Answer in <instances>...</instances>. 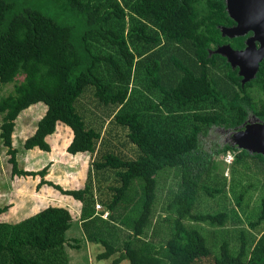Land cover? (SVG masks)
I'll list each match as a JSON object with an SVG mask.
<instances>
[{"label": "trees", "instance_id": "1", "mask_svg": "<svg viewBox=\"0 0 264 264\" xmlns=\"http://www.w3.org/2000/svg\"><path fill=\"white\" fill-rule=\"evenodd\" d=\"M234 24L225 0H0V83L15 84L13 92L0 99V138L12 175L44 179L52 165L40 171L21 169L14 143L17 131L29 152L50 153L57 135L68 138L70 155L97 153L83 188L66 190L47 180L39 187L48 185L82 203L83 230L91 243L104 247L99 260L119 254L112 264H264V234L249 243L242 232L236 248L224 241L215 254L207 237L186 224L225 227L229 219L224 212L195 211L202 189L209 195L220 192L202 184L215 168L200 141L202 125L182 134L138 112L119 110L110 123L126 133L136 151L129 157L108 148L115 137L111 127L104 132L102 124L88 120L90 110L81 105L91 88L96 105L115 113L126 104L136 73L145 68L147 88L162 92V103L172 100L183 109L213 101L225 109L239 108L243 120V104L227 98L236 92L234 85L241 88L240 77L225 59L210 54L221 43V28ZM100 40L116 48L120 57L95 53L92 41ZM171 65L176 68L166 75ZM250 87L264 96V61ZM259 103L250 97V109L264 121V98ZM24 115L34 128H18ZM195 119L206 124L205 131L221 125L217 116ZM59 126L66 127L65 134H59ZM232 151L236 164L245 165L250 157L264 166V156L231 145L215 154ZM171 171L180 176L179 188L158 222L160 180ZM98 202L104 205L100 212ZM9 209L0 203V264H70L65 249L73 219L69 210L49 206L11 224L6 220ZM105 211L108 219L102 218ZM263 222L264 198L251 227Z\"/></svg>", "mask_w": 264, "mask_h": 264}, {"label": "rangeland", "instance_id": "2", "mask_svg": "<svg viewBox=\"0 0 264 264\" xmlns=\"http://www.w3.org/2000/svg\"><path fill=\"white\" fill-rule=\"evenodd\" d=\"M126 12L131 15L129 8L126 9ZM129 19L130 16L127 18L128 26L130 25ZM92 47L97 54H113L116 57H120L116 48L101 40L92 41ZM158 49L159 47L155 50ZM175 68L174 65L167 66L165 68L166 75L170 74L169 72H172ZM214 72L219 73V76H223L219 70L214 69ZM136 74L138 75L137 81L129 86V97L126 104L117 109L115 113V110H112L110 107H104L102 105L98 107L96 105V100L93 97L94 89L90 88L85 94V98L82 100V109L84 111H87V109L90 110L87 114L88 120H93L96 126L99 123L102 124L104 126V132L107 128L111 127L112 135L115 137L111 140V146L108 148H115L116 152L120 153L121 151L129 155V157H134L136 155V151L128 144L129 141L125 135L126 133L119 128H114V125L110 123L113 118L112 115L115 116L119 110L120 112H138L141 116L158 124L160 127L173 128L182 134L191 132L196 125H202L203 132L200 135L202 147L204 150L211 153L215 163V168H212L210 174L208 173L204 177L202 184L205 188L212 189V191L218 189L220 192L209 195L205 189H202L195 211L199 214H217L224 212L228 214L229 219L225 227L192 222H186V224L196 227L207 237L215 254H218L224 241H228L232 249L236 248L240 244L239 237L242 232L246 235L249 243L259 240L264 234V222L255 228L251 227V223H255L258 220L262 209V199L264 198V166L259 160H254L250 157L245 158V165L243 163L236 164V152L233 151L216 155L215 152L217 149L223 148L225 145L231 143L230 140L227 141L224 137L227 136V133L224 131L228 128L211 127L208 131H205L207 128L206 124H201L195 119L196 116L201 115L217 116L221 125L227 126L232 122L235 114L224 110L223 104L214 103L213 101L203 103L199 106L190 105L183 109L178 108L177 104L172 100L162 103V92L154 91L151 93L147 88L145 68L140 69ZM109 76L108 81L111 80ZM22 80V76L18 77V81ZM221 82L222 80L219 81L218 79L219 85H221ZM14 87V83L8 85L0 83V99L12 93ZM255 93L259 94L257 88L255 89ZM37 118L38 116L36 119ZM1 124L2 116H0V126ZM34 126L35 125L32 124V121H30L26 115L22 116L18 123V128H34ZM64 128L66 127L59 126V134H65L66 131L64 130L65 132H63ZM116 133L117 135H115ZM66 135H69V133L67 132ZM22 136L21 131H17L14 139V143L18 150L17 158L20 168L28 171L43 170L51 163L49 157L46 154L41 155L43 157L36 155H34V157L33 153L26 151L23 146L24 138H22ZM55 137L58 139L57 135ZM57 139H52V144L56 152L55 164L49 169L48 175L42 179L40 176H13L12 165L9 161L10 156L0 138V203L10 206L7 219L11 224L18 223L31 217L48 206L45 199L49 197L48 195L45 197L44 193L58 190L48 185L40 188L39 184L41 180H47L50 175H53V178L66 176L62 183L64 185L57 184L61 187L64 186L63 188L66 190H72L70 186H65V184L71 177H74L73 174L76 172V169L78 171V168H80L83 178V182L80 185L85 186L89 172L92 169L93 161L97 157V153L94 155L85 153L86 155L84 157L82 156L79 159H74L75 157L65 150L68 138L64 139L61 145H55ZM99 146L100 143L98 147ZM179 182L180 176L176 171L165 173L161 178L157 204L158 211L156 214V216H158V222H161L159 217L167 215L165 213V207L174 198L179 188ZM94 184L97 186L96 181H94ZM106 186L108 185L106 184ZM44 187L46 191L43 190ZM97 196L100 195L96 192V197ZM239 197H241V199H239ZM238 199L240 204H238ZM98 205L102 206L104 209V205L101 202H98ZM98 212H100V210ZM75 219L74 217V220ZM67 243L68 245H65V249L66 253L70 256H78L79 252L77 250H80V247L82 249L85 246H91L90 255L92 259L90 256L87 258L88 264H112V260L119 256V254H117L111 259L99 260L97 255L104 251V247L93 242L91 243L88 238L87 240L85 238H80L77 242L70 241L69 239ZM86 255V252L80 253V259L74 258L73 264L77 261H79L77 264H86ZM121 264H130V262L125 260Z\"/></svg>", "mask_w": 264, "mask_h": 264}, {"label": "water", "instance_id": "3", "mask_svg": "<svg viewBox=\"0 0 264 264\" xmlns=\"http://www.w3.org/2000/svg\"><path fill=\"white\" fill-rule=\"evenodd\" d=\"M229 17L235 26L222 27L223 35L241 37L252 34L245 51L221 47L216 53L224 55L234 69L239 68L243 82L256 78L264 61V0H225ZM231 146L250 154L264 156V123L252 122L248 127L231 135Z\"/></svg>", "mask_w": 264, "mask_h": 264}, {"label": "crops", "instance_id": "4", "mask_svg": "<svg viewBox=\"0 0 264 264\" xmlns=\"http://www.w3.org/2000/svg\"><path fill=\"white\" fill-rule=\"evenodd\" d=\"M54 138L57 139L56 137H53L52 139H54ZM49 139H51V138H49ZM64 139L65 138H63V139L62 138H58L57 142H55V145H61L63 143L62 141H64ZM69 144H70V142L67 141L66 142V146H65V150H67V147L69 146ZM29 153H33V156L36 155V156H39V157H43L41 155H45L46 154L49 157V161H51V163H52L51 167L54 166V164H55L56 152H55V147H54L53 144H52V151L50 153H45L44 154V153H41V152H38V151H32V152H29ZM85 155L86 154L84 153V154H78L76 156H73V155L72 156L75 157L74 159H79L80 157H82V156L84 157ZM81 173L82 172L80 171V168H78V171L76 169V172L73 174L74 177H71V179L68 180V182H66L65 186H70L71 187L70 189H81V188H83L84 186L80 185L83 182V178H82V174ZM65 177H58V178L54 177L53 178V175H50L47 178V180L53 181L56 184L57 183L58 184H62L63 183V179ZM62 185H64V184H62ZM44 186L46 187L47 185H44ZM45 187L43 188L44 191H46ZM44 194H45V197H47V195L49 197V198L45 199V201H47L46 204H48V206H46V207L55 206V207L65 208V209L69 210V212L71 213V215L73 217L71 228L66 233V240L68 241L70 239V241H76V242L80 238H85L87 240V236H86V234H85V232L83 230V222L81 220L82 203L80 201L74 199L71 196L62 195L59 191H55V190L53 192H45ZM40 211H38V212H40ZM35 214H37V213H35ZM74 217L76 218L75 220H74ZM6 220L9 222L8 219H6ZM66 245H68V243ZM90 249H91V246H87V247L85 246L84 248L81 249V247H80V250H77L79 252V255H80V253H83V252L87 253V255L85 256L86 264H88L87 258L89 256L91 257ZM79 255L78 256H76V255L75 256L68 255L70 264L74 263V261H73L74 258L80 259ZM91 259H92V257H91ZM77 263H79V261H77L75 264H77Z\"/></svg>", "mask_w": 264, "mask_h": 264}, {"label": "flooded vegetation", "instance_id": "5", "mask_svg": "<svg viewBox=\"0 0 264 264\" xmlns=\"http://www.w3.org/2000/svg\"><path fill=\"white\" fill-rule=\"evenodd\" d=\"M231 25L229 27L235 26ZM221 43L218 44V46L214 49V50H210V54H218L216 53V50L221 48V47H226V46H230L233 50L236 51H245L247 48V42L250 39V37L252 36L251 33L245 35V36H241V37H229L228 35H223L222 31H221ZM219 56H221L222 59H225L226 62L231 66V68L235 71H237L238 76L240 77V83H241V88H239L237 85H234V88L236 90L235 93H228L227 98H229V100H235L237 99V101L241 102V104H243V108H244V112H245V118L242 120L240 117V110L239 108H235V109H225L224 106V110L234 113L235 116L232 120V122L230 124L226 125H219V126H213V128H228L226 129L224 132L227 133V136H224L227 141H231V135L233 132L235 131H240L243 130L244 128L248 127V125H250V123L252 122H260V123H264V121L260 118H258L256 116V114H254L252 112V109H250V97L253 99H256L258 104L259 103V99L264 98L263 94H261L259 92V94L255 93V87H250V83L251 81L248 82H243V77L239 75V68L234 69L232 67V65L228 62V59L222 55V54H218ZM229 84H232L230 81H228ZM249 85L247 88L246 86ZM222 104V103H221ZM231 143L229 145H231Z\"/></svg>", "mask_w": 264, "mask_h": 264}, {"label": "built area", "instance_id": "6", "mask_svg": "<svg viewBox=\"0 0 264 264\" xmlns=\"http://www.w3.org/2000/svg\"><path fill=\"white\" fill-rule=\"evenodd\" d=\"M97 209H98V210H101V209H102V206H100V205L97 204ZM108 217H109V212H108V211H105V212L102 214V218H104V219H108Z\"/></svg>", "mask_w": 264, "mask_h": 264}]
</instances>
